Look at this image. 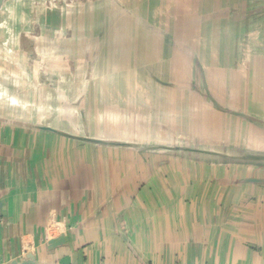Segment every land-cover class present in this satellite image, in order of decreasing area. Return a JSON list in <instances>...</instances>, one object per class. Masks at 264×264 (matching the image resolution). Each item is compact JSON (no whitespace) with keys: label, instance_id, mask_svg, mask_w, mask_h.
<instances>
[{"label":"crops","instance_id":"crops-1","mask_svg":"<svg viewBox=\"0 0 264 264\" xmlns=\"http://www.w3.org/2000/svg\"><path fill=\"white\" fill-rule=\"evenodd\" d=\"M209 9L210 18L204 21L205 26L232 30L227 36L220 31L216 34L217 43L226 45L224 54L214 55L224 66L225 90L239 92L233 86H241L242 61L247 60L249 87L259 81L258 93L262 94L264 0H231ZM63 11L66 9L60 12ZM57 18L60 23L38 24L40 29L48 26L46 29L50 31L40 39L42 49L48 52L27 53L34 61L39 60V68L26 71V86L0 89L4 98L0 102V264L19 260L29 251L43 264H136L146 257L133 251L132 236L141 238L145 245V238L170 240L173 235H181L173 244L169 241L174 252L168 253V243L162 249L169 254L171 264L178 262L179 255L187 264H264V184L252 181L264 178L258 175L264 165H227L226 161L216 165L194 161L190 154L166 148L141 152L140 148L133 151L83 142L81 138L105 143L153 141L158 146H171L195 138L166 122L177 115L169 112L165 118L161 115L165 112H159L157 107L144 108L147 114L130 111L131 108L109 101L106 96L105 104L101 105L105 115L99 116L95 111L100 109V102L97 95L88 100L91 92L86 83L93 79L95 64L94 58L88 61L87 57L91 54V41L77 35L62 38L60 29L76 28V24L63 20L61 13ZM193 26L200 27L197 22ZM197 37L192 40L203 45L206 39ZM195 48L186 44L185 52L179 54L175 48L180 63L190 65L197 77L192 80L186 74L183 84L180 81L183 79L177 76L170 90L194 97V91L200 87L204 92L205 87L217 105L202 98L203 101L197 102L201 112L210 109L219 119V115L231 116L221 109L235 110L264 123V115L244 112L241 104L228 103L229 95L225 99L218 96L219 90L212 89L206 79L205 54L195 53ZM15 56L11 62L19 60ZM81 60L88 61L84 72ZM188 101L183 108L189 115L194 104ZM237 120L241 125L249 123L240 117ZM263 123L257 124L264 130ZM97 157H104L106 165L98 164V159H94ZM177 161L185 166L175 165ZM226 168L228 176L221 175ZM243 170H251L253 174H242ZM198 188L205 193L194 195L193 190ZM207 190L213 200L208 199L207 205L197 204L196 197L207 199ZM179 205L185 208L184 217L177 216ZM120 225H124L123 230ZM61 226L66 231H57ZM49 229L56 231L45 241L65 237V245L52 252H47L42 240ZM177 229L183 232L177 235ZM82 237L91 238L90 254L93 249L97 252L95 246L109 245L117 238L120 242L117 239L114 242L125 246L128 252L123 253H128L130 259L124 263L125 258L114 250L105 263L101 258H88L82 254L86 249L85 243L80 242ZM136 243L140 245L139 240ZM146 262L149 264L147 259Z\"/></svg>","mask_w":264,"mask_h":264},{"label":"rangeland","instance_id":"rangeland-1","mask_svg":"<svg viewBox=\"0 0 264 264\" xmlns=\"http://www.w3.org/2000/svg\"><path fill=\"white\" fill-rule=\"evenodd\" d=\"M230 1L5 0L0 10V79L2 80H0V89L10 87L11 85L26 86V71L29 72L32 69L36 70V68H39V62L37 63L39 60L35 59L34 61L33 57L27 56V53L32 55L38 51L44 55L48 52L45 48L42 49L40 39L48 35L50 31L46 29L48 26L41 29L38 26L41 23L45 25L49 22L60 23L57 16L61 13L64 17L63 20L66 19L68 22L73 21V24H76V28L62 27V30L60 29V33L63 32L62 38L66 39L77 35L85 38L87 41H91V47H89L91 54L87 57L88 61L94 58L95 64L91 76L93 79L86 81V83L88 84L87 89L91 92H89L88 100L90 101L91 98L93 100V97L95 98L97 95L100 102L98 105L100 109L95 111L99 116L105 115V110L101 105L105 104L104 101L107 100L106 96H108L109 101L123 103L125 106L131 108L129 109L130 111L135 110L136 112H146L147 114L148 112L144 108L150 106L159 108V112L164 111L165 113L161 115L165 118L169 117V112L174 113L177 117L166 122L168 124L173 123L179 132L187 131L191 133L195 140L191 142L190 140L188 142H177L166 147H171L172 150L170 151L178 154L179 152H185L183 149L187 148L188 145L191 148L207 149L212 153L209 156L204 154L201 156L193 155L187 152L194 158V161L201 163L210 162L220 165L222 164L220 163L221 160H226L223 154H228L234 150L264 151V130L259 124L248 121L249 123H242L241 125L236 115L233 116L232 113H230L232 117L219 115L218 119L210 109L201 112L200 109H197V102L203 101L202 98L206 99L207 96L200 87L197 92H193L194 97L189 93L187 95L186 93L170 90V85L175 84V77L177 76L183 79L180 80L183 84L185 83L184 78L186 74L192 80H195L197 77L194 69H191L190 65L186 66V63H180V57L176 56L175 53V48H178V54L184 53L186 44H190V46L196 47L195 53L201 52L205 54L207 82L212 89L219 90L216 93L220 98L225 99L229 95L227 102H230L228 103L241 104L245 107L243 111L247 110L256 115H264V92L262 91V94L258 93V89L261 87L259 81L255 82L254 87H249L248 84V81L250 83L249 61H242L241 71L243 81L241 82V86H233L239 92L232 90L228 93L225 90L227 87L225 86L224 66H222V62L215 59L217 56L214 58V55L224 54L223 48L226 45L221 42L217 43L216 34L220 31V34L227 36L232 30H223L222 28L204 25V21H209L210 14L207 12H209L210 7H214L219 2L228 3ZM64 9L66 11L60 12ZM50 12H53L54 15H50ZM196 22L199 26H204L196 28L193 26V23L195 25ZM197 36H200V39H206L203 45L196 43ZM193 38L195 40H192ZM210 38H212L211 41H209ZM175 42H178L176 43L178 46L175 45ZM35 43L38 44L36 48L34 47ZM245 50L248 51L249 48L246 47ZM15 55H17L19 60L11 62V57ZM81 61V71L84 72L83 70L85 69V65L87 66L88 61ZM41 68H44V65L41 64ZM40 71L42 72L43 70L40 69ZM39 81L42 82L41 79ZM70 81L72 82V80ZM101 91L103 92L101 93ZM197 96L199 97L197 98ZM188 100L194 104V106L191 105L194 111L189 115L186 112L187 109H184L187 107L186 102ZM3 101L4 98L0 94V102ZM225 110L228 112L235 111ZM201 136H207L209 139L205 140ZM129 143H117L115 146L129 148L133 151H137L140 148L141 152L158 151L160 149L158 148V143L153 141L138 142L139 144L135 142ZM161 147V149L166 148L163 145ZM94 159H98V164L106 165L104 157ZM174 164L185 166L182 161L181 163L177 161ZM233 164L227 163V165ZM228 170L226 168L225 174L223 172L221 175L228 176ZM262 170L259 171L262 174L258 173V175H264V169ZM249 173L253 174L251 170H243L242 172V174ZM193 191L196 193L194 195L205 193L204 189L199 188ZM208 191L210 190L206 191L207 199L205 201L200 197H196L195 202L207 205L208 199L213 200L214 196H208ZM177 208V216L184 217L185 214L182 211L185 208L182 205H179ZM63 225H65V222ZM123 228L124 225H120L119 229L123 230ZM55 231L49 229V231L43 234L42 240L46 243L45 239ZM57 231H66V229L61 226ZM181 232L183 230H176L177 235ZM175 236L171 237V241L168 238H153L151 236L145 238V245L142 243L143 240L141 238H134L132 236L130 240L133 243V251L135 253L138 251L142 255L144 254L149 264H171L167 255L174 251L172 250L173 246L169 245V241L173 244V241L181 237V235ZM90 239V237H82L80 240L81 243H85L83 247H86L82 251V254H87L88 258L89 256L97 259L101 258V262L105 263L111 250H114L119 256L125 258L123 259L124 263H127L130 259V257L127 258L129 256L128 253L126 255L123 253L126 251L125 246L122 243L114 242L117 238L112 239L114 248H111V242L109 243L110 247L105 243L97 246L94 245L97 252H94L93 249L90 254L88 250ZM99 239L101 238L99 237ZM138 240L140 241V245L136 243ZM102 241L105 242L104 239ZM118 241L120 242V240ZM167 243L169 254L162 250ZM146 259L143 262L138 261L136 264H147ZM177 261H173L175 262L173 264H187V260L180 255Z\"/></svg>","mask_w":264,"mask_h":264},{"label":"water","instance_id":"water-1","mask_svg":"<svg viewBox=\"0 0 264 264\" xmlns=\"http://www.w3.org/2000/svg\"><path fill=\"white\" fill-rule=\"evenodd\" d=\"M5 0H0V10L4 4ZM204 93L206 94L207 98L214 104L217 105L215 99L209 94L208 91H206V88L204 87ZM227 113H232L233 115H236L237 117H240L244 120L247 121H251V122H255V123H263V121L258 120L256 118L251 117L249 114H245L239 111H227L225 109H221ZM264 124V123H263ZM81 140L83 142H92V143H96V144H101V145H112L115 146L117 143L119 142H112V143H105L104 141H100V140H95V139H89V138H81ZM125 143H129V142H125ZM132 144V143H129ZM166 147V146H163ZM158 148H162L161 146H158ZM172 150L171 147L167 148L166 150ZM177 149V148H176ZM185 152H190L193 155H211L212 153L210 151H208L207 149H200L197 147H193L191 148L189 145L187 148L183 149ZM241 150H237V151H233V152H229L228 154H223L224 157H226V160H221V161H226L229 163H247V164H260V165H264V151H259V150H246L244 149ZM188 154V153H187ZM229 158V159H228ZM228 159V160H227ZM253 182L256 183H263L264 184V178H259V179H253ZM65 245V237L64 235L58 236L56 238H52L46 241V243L44 244L45 249L47 250V252H52L53 250L61 247ZM8 264H43L40 263L39 261H37L36 256L33 252L29 251L27 253H25L23 255V257L19 260H12L11 262H9ZM51 264H58V263H51Z\"/></svg>","mask_w":264,"mask_h":264}]
</instances>
